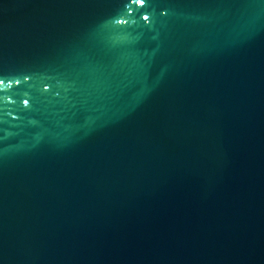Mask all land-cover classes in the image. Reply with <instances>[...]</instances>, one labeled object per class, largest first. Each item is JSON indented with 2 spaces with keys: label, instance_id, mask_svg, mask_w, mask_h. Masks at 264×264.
I'll return each mask as SVG.
<instances>
[{
  "label": "water",
  "instance_id": "obj_1",
  "mask_svg": "<svg viewBox=\"0 0 264 264\" xmlns=\"http://www.w3.org/2000/svg\"><path fill=\"white\" fill-rule=\"evenodd\" d=\"M0 264H264V0H0Z\"/></svg>",
  "mask_w": 264,
  "mask_h": 264
},
{
  "label": "snow or ice",
  "instance_id": "obj_2",
  "mask_svg": "<svg viewBox=\"0 0 264 264\" xmlns=\"http://www.w3.org/2000/svg\"><path fill=\"white\" fill-rule=\"evenodd\" d=\"M140 2H142V0H140Z\"/></svg>",
  "mask_w": 264,
  "mask_h": 264
}]
</instances>
